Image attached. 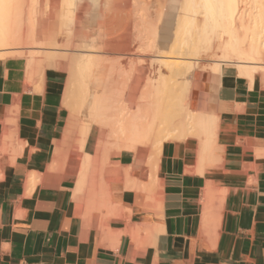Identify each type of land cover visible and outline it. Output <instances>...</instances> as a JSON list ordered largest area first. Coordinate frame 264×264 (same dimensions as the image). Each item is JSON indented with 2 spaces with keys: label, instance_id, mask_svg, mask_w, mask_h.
Masks as SVG:
<instances>
[{
  "label": "crops",
  "instance_id": "obj_1",
  "mask_svg": "<svg viewBox=\"0 0 264 264\" xmlns=\"http://www.w3.org/2000/svg\"><path fill=\"white\" fill-rule=\"evenodd\" d=\"M27 62L0 58V264H264L263 72H208L200 111L215 116L213 145L165 141L148 193L147 161L143 173L131 150L103 159L86 151L89 135L79 152L63 70L45 67L37 85ZM83 153L94 165L78 193Z\"/></svg>",
  "mask_w": 264,
  "mask_h": 264
},
{
  "label": "bare ground",
  "instance_id": "obj_2",
  "mask_svg": "<svg viewBox=\"0 0 264 264\" xmlns=\"http://www.w3.org/2000/svg\"><path fill=\"white\" fill-rule=\"evenodd\" d=\"M88 7L89 13L84 12ZM149 17H154L155 22L150 24L148 42L138 48L149 50L155 58H150L144 49L134 52L127 47L129 50L122 52L119 47H124L126 37L120 38L129 37L132 28ZM110 29L119 35L111 37ZM60 39L66 44L63 43L64 50L74 47L76 54L70 56V50V54L62 50L63 54H58V49H63ZM34 45L45 46L48 54H40L42 57L41 50H12ZM113 48L123 56H113L117 51ZM13 54L27 55V77L30 81L37 79V85L45 67L66 73L63 105L69 111L79 152L85 139L95 133L104 135L103 144L131 150L136 164L141 160L145 163L141 171L147 161V173L152 178L146 182L140 172L143 189L140 185L138 188L148 191L154 187L156 159L165 141L199 134L211 145L210 139L215 136V116L200 111L208 74L201 71V66L206 65L201 61L216 57L207 72L236 65L240 75L264 73V0H0V57ZM36 89L38 86L34 92ZM145 145L149 149L141 154ZM209 145L207 150L211 152ZM65 153L62 155L67 156ZM144 153L147 157H141ZM80 156L75 188L78 193L86 188V173L94 165L92 157ZM129 172L125 173L132 177Z\"/></svg>",
  "mask_w": 264,
  "mask_h": 264
},
{
  "label": "rangeland",
  "instance_id": "obj_3",
  "mask_svg": "<svg viewBox=\"0 0 264 264\" xmlns=\"http://www.w3.org/2000/svg\"><path fill=\"white\" fill-rule=\"evenodd\" d=\"M142 3H143V2H142ZM139 4H140V3H139ZM139 4H138V5H139ZM143 4H144V3H143ZM143 4H140L139 6L143 7V6L145 5V4H144V5H143ZM240 5H241V8L243 9V8H244V4H243V2H242ZM242 6H243V7H242ZM131 8H132V7H131ZM151 10H152V9H151ZM89 11H90V7L86 8V10H85L84 12L89 13ZM83 16H84V17H83V21H82V22L84 23V22H85V19H86V17H87V14H85V15H83ZM153 18H154V17L145 18V19H143V21H141V20H142V19H141L140 22H139V24L137 25L136 29H133V28H132V30H131V34H130L129 37H128V35H127V36H126V35H123V36L120 38V39H122L123 37H124V38L126 37V39H125L124 41H122L123 39L121 40L122 42H125L124 47H125V46H126V47H125V48H124V47H122V48L119 47L120 50L123 49V50H121L122 52H123L124 50L126 51V48H127V47L130 48L131 50H134V52H141V51L143 52V49H144V48H142V47H139V48H138V45H140V44H142V43H144V42H148V40H146V39L149 38V36H147V35H150V34H149V30L151 29L150 27H152V25H150V24H152V22H153V25H154V22H155V21H154L155 18H154V19H153ZM151 19H152V21H150ZM144 22H145V23H144ZM140 23H141V24H140ZM142 23H143V24H142ZM83 25H84V24H83ZM143 26H144V27H143ZM146 28H147V29H146ZM147 30H148V32H147ZM110 31L113 32V33L111 34V35H112L111 37H117V35H119V34L115 33L113 29H110ZM144 32H145V34H144ZM132 33H134V34H132ZM146 33H147V34H146ZM115 35H116V36H115ZM143 35H145V36H143ZM146 37H147V38H146ZM127 38H129V41L127 40ZM143 38H145V39H143ZM61 39H62V38H61ZM61 39L59 40V43H60L61 46H63V43H64V42H60ZM63 40H64V39H62V41H63ZM64 41H65V40H64ZM126 41H127V42H126ZM126 44H127V45H126ZM60 45H59V46H60ZM64 45H66V44L64 43ZM42 46H43V45H42ZM61 46H60V48H63V49H58V54H61L62 51H63V52H66V55H67V53H68V54L71 53V54H70V56H71V55L76 54V52H77V51H76L77 49L74 48V47H69V48L67 47V49L64 50V46H63V47H61ZM40 47H41L40 45H39V47H38V45H34L33 47H24V46L22 47V46H20V48H19V46H17V47H15L16 49L13 48L12 50L14 51V53H20L21 50H23V49L25 48V49L23 50L24 53H27V50H30V49H31V51H32V49H33V52H34V53H35V50H36V51H37V50H38V51H39V50L43 51V52L40 51V52H39V55H40V54H42V55L45 54V55H46V53L48 54L49 51H48V49H45V46H44V47H41V48H40ZM116 47H117V46H116ZM26 48H27V50H26ZM65 48H66V47H65ZM128 48H127V50H129ZM134 48H135V49H134ZM136 48H137V49H136ZM141 48H142V49H141ZM14 49H15L16 51H15ZM113 49H115V48H113ZM113 49H111V51H112ZM12 50L10 49V52H12ZM17 50H19L20 52L17 51ZM61 50H62V51H61ZM69 50H70V53L68 52ZM115 50H117V49H115ZM120 50H119V51H118V50L115 51L114 53H112V55H113V56H114V55H115V56H117V55H119V56H123V53H122ZM135 50H137V51H135ZM140 50H141V51H140ZM146 50H147V49H144V52H146L147 54H149V55H148L149 57H150V56H151V57L153 56L152 58H155L154 55H151L152 53H150L149 50H147V51H146ZM46 51H47V52H46ZM59 51H60V52H59ZM73 51H75V52H73ZM113 51H114V50H113ZM23 52H22V53H23ZM29 52H30V51H29ZM8 53H9V51H8ZM8 53H7V54H8ZM12 53H13V52H12ZM72 53H74V54H72ZM1 54H3V53L1 52ZM4 54H5V53H4ZM36 54H37V53H36ZM62 54H63V53H62ZM64 54H65V53H64ZM13 55H20V54H13ZM21 55H22V54H21ZM39 55H35V58H37ZM42 55H40V56H42ZM45 55H43V56L45 57ZM23 56H25V57L27 58V55H26V54H25V55L23 54ZM36 56H37V57H36ZM40 56L38 57L39 59H40ZM43 56H42V57H43ZM68 56H69V55H68ZM144 56H145V55H144ZM151 57H150V58H151ZM210 57H211V56H210ZM210 57H208V58L206 57V58H205L206 60L203 59V60L201 61V64H203V63L206 64V65H205L206 69L204 70L205 67H204V66H201V67H202V68H201V71H205L206 73L209 72V71L207 72V69H208V67H210L209 65H211L210 62H213V60L216 59V57H215V59H212L214 56H213L212 58H210ZM0 58H1V57H0ZM38 58H37V59H38ZM124 58H128V56H125ZM41 59H42V58H41ZM121 60H122V59H121ZM124 60H125V59H124ZM210 60H211V61H210ZM37 61H38V60H37ZM42 61H43V59H42ZM39 62L41 63V60H40ZM122 62L124 63L125 61H122ZM42 63L44 64V61H43ZM42 63H41V64H42ZM207 63H208V64H207ZM209 63H210V64H209ZM204 64H203V65H204ZM199 70H200V69H199ZM62 74H63V77L66 76V73H65L64 71H63ZM195 96H196V93H195ZM197 97H198V95H197ZM97 134H98V133H95V134H93V135L91 136L86 151H90V148H91V147H95V149H96L95 152L98 153L99 157L103 158L104 156L102 155V153H107V154H109L110 156H112V155H114L116 152H118V151L120 150V149L118 150V148L115 147L114 145H111V144H108V143L103 144V141H104V140H103L104 135L101 134V135L99 136V134H98V136H99V137H98ZM72 139H73L74 141L77 139L75 133H72ZM106 139H107V138H106ZM109 140H111V139L109 138ZM100 141H101V142H100ZM111 142H112V141H111ZM109 143H110V141H109ZM112 144H113V143H112ZM104 145H105V146L107 145L106 147H108V148L106 149ZM103 147H104L105 149H104ZM142 148H143V149H141V150H142V151H141V154H143L142 152H145L147 149H149V145H145V146H143ZM145 149H146V150H145ZM144 150H145V151H144ZM99 153H100V154H99ZM101 155H102V156H101ZM141 156H142V155H141ZM145 156H147V154L145 155V153H144L143 157H145ZM104 158H105V157H104Z\"/></svg>",
  "mask_w": 264,
  "mask_h": 264
}]
</instances>
